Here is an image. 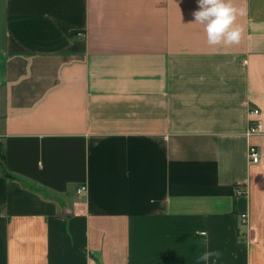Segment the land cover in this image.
Listing matches in <instances>:
<instances>
[{
    "label": "crops",
    "instance_id": "crops-1",
    "mask_svg": "<svg viewBox=\"0 0 264 264\" xmlns=\"http://www.w3.org/2000/svg\"><path fill=\"white\" fill-rule=\"evenodd\" d=\"M231 2L211 46L196 0H0V264H264V0Z\"/></svg>",
    "mask_w": 264,
    "mask_h": 264
},
{
    "label": "clouds",
    "instance_id": "clouds-1",
    "mask_svg": "<svg viewBox=\"0 0 264 264\" xmlns=\"http://www.w3.org/2000/svg\"><path fill=\"white\" fill-rule=\"evenodd\" d=\"M198 10L191 15L201 24L211 46H229L241 40L242 28L235 24L237 15H245L246 9L236 8L231 0H196ZM212 253L205 252L200 259L208 261Z\"/></svg>",
    "mask_w": 264,
    "mask_h": 264
},
{
    "label": "built area",
    "instance_id": "built-area-1",
    "mask_svg": "<svg viewBox=\"0 0 264 264\" xmlns=\"http://www.w3.org/2000/svg\"><path fill=\"white\" fill-rule=\"evenodd\" d=\"M258 113H259L258 108H252L249 112V114L251 116L257 115ZM259 132H260L259 120L255 117H253V119L251 118V122L247 128L246 135L250 136L252 134L259 133ZM248 157H249L250 162H253V163H256L260 160V152H259L256 145H254V144L248 145ZM85 189H86L85 185H80L77 188V192H82ZM244 191H245V189H243V188L237 189L238 194H240V193L242 194ZM241 218H242V221H244L246 219V214L245 213L241 214Z\"/></svg>",
    "mask_w": 264,
    "mask_h": 264
},
{
    "label": "trees",
    "instance_id": "trees-1",
    "mask_svg": "<svg viewBox=\"0 0 264 264\" xmlns=\"http://www.w3.org/2000/svg\"><path fill=\"white\" fill-rule=\"evenodd\" d=\"M8 176H9V174H8ZM21 183H22L23 186H26V187L29 186L26 182H21Z\"/></svg>",
    "mask_w": 264,
    "mask_h": 264
}]
</instances>
